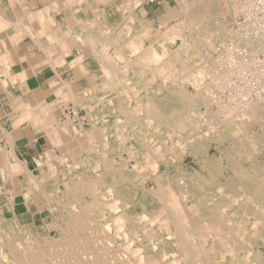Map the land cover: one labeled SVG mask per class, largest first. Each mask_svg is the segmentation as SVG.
Segmentation results:
<instances>
[{"label": "bare ground", "instance_id": "obj_1", "mask_svg": "<svg viewBox=\"0 0 264 264\" xmlns=\"http://www.w3.org/2000/svg\"><path fill=\"white\" fill-rule=\"evenodd\" d=\"M178 1L181 5L180 11H171L169 14L165 15L163 24H166L167 20L176 18L180 14L187 16V19L190 22L197 20L195 13L189 10L190 4H188L186 0ZM197 1L198 3L196 5L198 6L200 3V6L207 11L209 19H213L219 14L217 13L218 11L216 8L219 0H213L212 2L208 1V5H205L207 3L204 4V1ZM223 1V4L227 6V13L234 14L237 12L238 8H240L236 3V0ZM76 4H78V2ZM22 9L25 11L23 7ZM36 18L39 19V16ZM200 20L204 21L202 18ZM70 22L72 21L70 20ZM178 26L169 28L167 34H164L165 38L160 37L162 33L159 35L158 38L163 41V47H161V50L166 48V45H170L175 38L182 37V31L184 32V35L187 34L188 31H186V28H180ZM218 27L220 26L217 25V28H214V30H219ZM209 31L210 28L206 27L202 30L203 35H201V37L204 38L205 34ZM41 34L42 33H40V35ZM56 41L57 40L54 39V42ZM114 41L115 40H113V42ZM89 43H91V41L88 42V44ZM198 43L199 41L197 38H182L181 46L173 52L172 57H165L167 54L166 52L163 53L164 56L163 54L160 55L152 45L146 48H141L139 47L138 42L132 41L129 43V47L127 46L128 51L127 55H125V57H128L129 59H125L127 60L125 62L122 60V62H116V67L114 69H109L107 67V63L112 57L108 52L103 51L101 54L103 55V58L101 59H103L105 63L102 69L103 72H101L105 77V80L102 82L104 87L106 86L107 89H111V96L105 99L108 105L106 107H118L121 110V116L120 118L115 119V122H120L122 119H126L129 122V120L131 121V119H134L131 117L130 112L127 113L126 110H124L126 107H137L138 111H141L142 107H150L152 109L151 113L145 111V116L142 115L133 120H138L142 123V131H144V134L148 135L160 127H163L165 130L167 127H173L174 130L171 128L172 131L179 134L177 133V130L180 127H185L180 124L184 121H190L194 124L199 117H204L205 121L209 120V123L211 124H209V127H205L208 128L205 130V134L203 133L202 136H197V132L194 128L193 132L195 136L194 134L192 136L190 133L187 138L178 137V141L176 142L180 150V155H188L195 159L200 157L201 168L204 174L181 172L179 168L183 162V158L177 154V156L179 155V159L176 158V160L178 159V165L175 166L177 172L169 177L167 185H160L157 183V188H150L146 187L143 181L140 185H137L136 176H133L132 173L137 174L138 167L144 168L145 165L143 166L142 161L145 160V158H148V154H152L149 157H154L153 160L155 159V162L158 163L163 157L159 152V147L161 146L159 145L158 147V145H154L152 148H147L142 146L143 143L139 142V139H136L135 141L140 143L138 149L134 146L127 147L124 144V138L122 137L125 133H117L119 147H117L115 151L119 150L120 152H125L127 148H129L131 152H138L134 157L129 156V158L132 159L133 164L129 167L126 161L124 164L122 162L123 168L119 169L116 164H114L116 161L115 155L104 156V153L102 152L101 156H90L91 159L95 160L93 167L95 175L92 176L90 174L87 179H76L71 186H64L66 194H72V198L73 195L76 197L79 195L80 197H85L82 201L81 199H73L74 201H79L78 211L67 210L65 220L61 219L59 224L53 223L54 225L49 226V230L47 229L48 233L43 239V244L39 243L35 238L31 239L29 242H22L1 235L0 264H264V254L255 252L251 245L252 243H250L249 240L244 241L249 238V233L252 231L251 227L249 232L246 228V223L249 222L250 217L252 219V227H255V224L259 225L260 230L257 238L264 244V160L262 165L252 162L248 168H244L241 165V162L239 163L238 161L243 158V156H248L250 158V155L256 151L257 145L259 146L258 150L261 149L264 151V100H256L254 104L247 101V104H243V101H238L233 95L234 102L231 100L232 105L229 103L230 106L228 107L230 108L227 107L226 109L222 104L220 105L223 107L218 104L220 98L215 97V102L217 101V104L220 106H216L218 107L216 112L207 116L205 112H198V107H208L207 105L209 104V101H207L204 94V92H206L205 90H209L210 92V88L214 90L213 87H215L218 93V91L225 89L224 85H226L223 82L226 70L222 68L221 64L222 56L224 55L223 52L221 55L219 53V57L216 59L211 57L200 58L193 50V47H197ZM101 46L104 47L103 44ZM240 47L251 55L254 51L255 53L261 51L264 52V38H261L259 35L257 36L255 33V40L248 38L244 44L240 43ZM213 52H215V50ZM116 54H122L121 50L119 52L116 51ZM2 61L3 60L1 59L0 62ZM54 61H56V58H54ZM117 64L121 65V74H117V72H120L117 68ZM1 65L4 66V64ZM126 67L129 69L126 70ZM129 73H132L131 78L127 79L125 75H128ZM116 74L120 76H117ZM114 77L119 81V84L117 83L115 85L113 83L114 79L112 78ZM207 77L212 80V82L209 81L210 84L205 81ZM182 80L186 81L193 88L194 93L190 94L186 91V87H184ZM244 82L243 85H245ZM67 87L68 86L65 88ZM249 87L247 88L250 89ZM82 92L87 96L90 95L88 91L85 93L84 91ZM248 93L249 91H247L243 97H246ZM52 94H55V91L54 93L52 92ZM67 94V96H70V92ZM60 95L63 96V94ZM63 99L65 101L66 96ZM60 100L63 102L62 99ZM160 107L164 108L163 112H161ZM59 109L60 108H58V110ZM135 113H137V111ZM223 116L225 120H221ZM234 120L235 122L233 123H235V126L232 128V125H229L228 123H231ZM177 121L179 123L176 124ZM254 124L260 126L261 133L256 135L251 129H249ZM195 125L200 126L197 125V123H195ZM244 125L249 127L246 129V134L251 137L250 141H246L248 145L241 143L242 140L238 139L241 138V134H237L236 131V126L243 127ZM59 126L61 127L62 125ZM224 126H226V128ZM96 128L93 131L94 133L96 132ZM222 129H225L226 131L223 133ZM61 130L74 133L78 131L63 126ZM173 132L170 130L166 133L174 134ZM91 134L93 135V133ZM131 134L132 132L130 135ZM82 136L81 138H83ZM224 138H230L233 146L225 150V152L221 153L219 156L209 155L208 150L211 143L215 141L216 144L219 145V142L222 139L224 140ZM90 139L87 137V140L90 141ZM96 140L101 141V139ZM84 145L79 149L74 148L70 153L72 162L79 154V158H81L82 161L78 162L77 160L76 163L75 161L74 163L71 162L73 164L72 176L78 174V172L76 173L74 171L77 170L79 166L85 168V161L89 160L88 151L90 149L85 150L87 145ZM8 150L6 152L9 153L10 151ZM8 153L6 155H8ZM141 154L144 155L141 156ZM8 159L10 158L8 157ZM251 159H255L254 155L251 156ZM223 160L226 162V167H231L232 170H234H231L232 176L230 178H227L225 182L220 183L217 182L215 178L216 175L219 174V163L223 162ZM6 161H2L4 166H6ZM16 162H18V160ZM154 164L151 163V166ZM48 166L50 165L48 164ZM6 171H8V169H6ZM2 172H4V170H2ZM213 179H215V181ZM213 186L215 188H213ZM213 190L219 193L220 196L218 195V200L217 198L215 199L213 195L215 192L213 194L210 192ZM137 192L140 194L141 200L138 204H141L142 207L149 201H155L161 204L159 211L157 210V213L151 218V222L157 223L154 231L147 230L138 224L144 211L139 215L132 216L127 210L130 204V195L132 193L137 194ZM63 196L65 197V195ZM72 198L70 197V199ZM67 202L69 203L68 200ZM58 215L60 214L58 213ZM51 230L56 233L55 236L49 234ZM147 246L150 247V252H147Z\"/></svg>", "mask_w": 264, "mask_h": 264}, {"label": "crops", "instance_id": "obj_2", "mask_svg": "<svg viewBox=\"0 0 264 264\" xmlns=\"http://www.w3.org/2000/svg\"><path fill=\"white\" fill-rule=\"evenodd\" d=\"M69 1L0 0V60L4 61L0 62V191L16 190L14 186L19 185L20 164L26 168L27 174L34 173L35 165L47 153L50 143H68V133L61 130L62 126L58 124V121H67L63 117L66 109L70 108L79 115L83 113L88 122L90 117L87 113L95 119L96 107H104L99 103L100 97L105 96L104 91L110 97L111 89L102 83L105 80L102 74L105 63L101 59L103 51L112 57L107 63L109 69H114L116 62L129 59L125 55L132 41L138 42L141 48L152 45L161 51L163 41L158 37L165 29V12L174 6V0ZM54 39L57 41L54 42ZM120 50L122 54L117 55L116 51ZM131 74L125 77L130 79ZM112 79L116 81L115 77ZM62 83L68 87L65 88ZM54 91L55 94H52ZM68 91L70 96H67ZM82 91H88L90 97ZM60 94L66 96L65 101ZM74 126L83 129L84 124ZM4 160H7L6 166L2 163ZM4 174L8 175L4 177L6 181ZM19 194L13 206L20 202Z\"/></svg>", "mask_w": 264, "mask_h": 264}, {"label": "rangeland", "instance_id": "obj_3", "mask_svg": "<svg viewBox=\"0 0 264 264\" xmlns=\"http://www.w3.org/2000/svg\"><path fill=\"white\" fill-rule=\"evenodd\" d=\"M190 1L191 0H186V2L191 5V6L189 5V10L191 12L195 13V17L197 18V20L190 22V21H188L187 16H185L184 14H180L176 18H172L170 20H167L168 23H166V25H165L166 28L163 30L164 32L160 36L161 38H165L164 34H167V31L169 28L174 27V26H178V25H179L178 27H180V28H182V27L186 28V31H188V32H187V34L184 35V32L182 31L181 32L182 37L175 38L173 40V42H171L170 47H166L161 51L157 48H155V50L160 55H162L163 53L166 52L167 54L165 57H172L173 52L179 46H181L182 38L187 37V39H189L192 37V38H197V40L199 41V43L197 44V47L196 46H195L196 48L193 47L194 48L193 50L195 53H197L198 57H200V58L211 57L213 59H216L219 57V53L221 55V53L224 52L226 45L228 44V46H229L231 44V43L229 44L228 41L233 38L234 33H235V37L238 36L236 34V30H235V28H236L235 21L238 18V15H239V12L241 10V7H242L244 0H240V1L236 0L237 1L236 3L240 7V8H238L237 12L234 13L236 15H234L233 13H227V11H226L227 6L223 4L224 1L219 0L218 6H216L217 11H218L217 13H219V14L216 17H214L213 19H209V15H208L207 11H205L200 6V3L198 6L196 5L198 3L197 0L191 1V2L195 1L194 3H191ZM201 1H204V4H205L208 1L212 2L213 0H201ZM208 3L205 5H208ZM180 8H181V5L179 4V1L174 0V6H172V8H170L171 10L166 11L165 14H169L171 11L178 12V11H180ZM232 14L234 15V18H233ZM201 18L204 19V21H201L200 20ZM217 25L220 26V27H218L219 30H214V28H217ZM206 27L210 28V31L205 34L204 38H202L201 37V35H203L202 30H204ZM225 31H227V32H225ZM229 34H230V36H229ZM202 39H204V40H202ZM207 41H208V43H207ZM211 48L213 51L215 50V52H213L211 50ZM240 53L241 52H239V54ZM256 53H259V52H256ZM163 56H164V54H163ZM221 64L224 66V64H230V62L228 60L224 61L222 59ZM118 68L121 69V65H118ZM228 69H229V67H228ZM242 69L245 70V68H242ZM121 73H122V71L117 72V74H121ZM226 74H227V72H226ZM226 74L224 76H226ZM250 76L251 75L248 74V77H250ZM223 80H224V77H223ZM205 81H206V83L208 82V84H210V82H212V80L208 77ZM246 81L247 80H245L244 84L247 87H249L250 86L249 80L247 82ZM114 82H115V84H117V83L119 84V81H117V80ZM231 82L233 84L234 83H236V84L241 83L239 78H235V77L231 79ZM182 83H183L184 87H186L185 89L188 93H190V94L194 93L193 88L186 81L182 80ZM251 85L253 87L252 92L246 98H242V101L243 102L250 101V102H252V104H254L255 98L257 99L258 96L255 93V82H252ZM247 87H246V89H248ZM213 88H214V90L210 88V90H211L210 92H209V90H205L206 92H204L205 97L207 98V101H209V104L207 105L208 107L201 106V107L197 108L198 112H200V113L205 112L206 116L210 115L211 113L216 112L218 110V107H220V106L221 107L224 106L227 109V107L230 106V104H231L232 99L229 98V97H231V94H230V91L228 89H222V90L218 91V93H217L216 88L215 87H213ZM249 88L251 89V86ZM104 92H105V96H102L103 98L100 97V101H99V103L102 104L104 107H96L98 110L96 111V113H94V115H96L95 119L91 118V115L89 113H87L88 115H90L89 116L90 120L87 122L86 118L84 117V114L83 113L80 114V115H82V117H84L83 129H80V126H74L76 124L69 122V121H62V122L58 121V124L62 125L63 127H68L70 129L73 128V129L78 130V131H76L75 133L74 132H67L68 134H66V136H67L66 139H68V143H66V144L65 143L64 144L59 143V142H55L53 144L50 143L47 146V153L42 155V160L38 161L37 165H35L36 170L34 173L30 172L31 174H27L25 172V171H27L26 168L23 167L22 164H20V166H19V174L20 175L18 177L19 185L14 186V187H16L15 188L16 190L12 191V192L0 191V233H1L0 236L2 235L6 238L9 237L11 239L14 238L13 240H19L22 242H29L31 239L35 238L38 240L39 243L43 244V239H44L45 235L48 233L49 226L54 225V224H59V221L61 219L65 220L67 210L78 211L79 201H74L73 199L74 198L75 199H81V201H82V199L85 198L84 196L80 197V195L77 197L73 195V198H72V194H66V191L64 190V186L69 187L72 184H74L76 179L77 180L80 178L87 179V177L90 176V174L92 176L95 175V173L93 171L95 160L91 159L90 156H92V157L93 156L96 157V155L101 156L102 152L104 153V156L105 155H108V156L115 155L116 161L114 162V164H116L117 168H119V169L123 168V164L125 161L128 163L129 167L133 164V161L131 158H129V156L134 157L135 154H137L138 152H131L129 148H127V150L125 152H120L119 150L115 151V149L117 147H119V138H117V133H120V132L125 133V135H122V137L124 138V144L127 147H133L134 146L135 148L138 149L140 143H137L135 141L136 139H139L140 140L139 142L143 143L142 146L147 147V148H152L154 145H158V147H159V145L161 146V147H159V152H160V154H162L163 157H162V159L159 160L158 163L155 162V159L153 160L154 157L153 158L149 157L152 154H150V155L148 154L147 155L148 158L147 159L145 158V160L142 161L143 166L145 165L144 168L138 167V170H137L138 173L137 174L132 173L133 176L134 175L136 176V180H137L136 184L137 185H140L141 182L143 181V183H145L146 187H150V188L156 187L157 188V183L160 185H167L169 177L173 176L172 174L177 172V170L175 169V166L178 165V159H179L178 156L180 155L179 154L180 150H179V147L176 143L178 141V137L187 138V137H189L190 133L193 136V134H194L193 129L194 128H195L194 130L197 132V136H202L203 133L205 134V130L208 129L205 127H209V124H211V123H209V120L205 121L204 117H199L198 118L199 120L196 119L195 123H197V125H200V126H196L195 123L192 124L190 121H184L186 123H184V122L180 123V124H182V126H185L187 129L185 127L184 128L180 127L177 130V133H179V134H176L172 131L171 128H173V127H167L166 130L163 129V127H160L159 129H155V131L153 133H151L150 135L144 134V131H142V127H143L142 123H140L138 120L137 121H133V120L136 117H139L142 115L145 116L146 115L145 111H147L148 113H151L152 109L150 107H142V110L138 111L137 107H126L124 110H126L127 113L130 112L131 117H133L134 119H131V121L129 120V122L126 119H122L120 122H115V119L120 118L121 110L118 107H106L108 105H107L105 99L109 98V97H108L107 91H104ZM222 93H224V94H222ZM261 93H264V91L263 92L261 91ZM215 97L220 98L219 103L217 101L215 102V99H216ZM229 99H230V101H229ZM226 102H228V103H226ZM217 103L219 105L222 104L223 106L222 105L219 106ZM216 106H218V107H216ZM58 108H60V107H57V109ZM228 108H230V107H228ZM68 109H70V108H68ZM160 109H161V112H163L164 108L160 107ZM62 111H64V109ZM136 111H137V113H135ZM138 112H140V113H138ZM202 119H203V121H202ZM221 120H225L224 116L221 118ZM142 121H143V119H142ZM233 122H235V120L232 121L231 123L230 122L228 123L229 125H232V128H234L233 126H235V123H233ZM177 123H179V122L177 121L176 124ZM78 124L83 125L82 122L78 123ZM193 125H194V127H193ZM218 125H220V124H218ZM221 125H223V124H221ZM71 126H73V127H71ZM224 127L226 128V126H224ZM236 127H237L236 128L237 134H241V136H240L241 138H238V139L242 140L241 141L242 144L248 145V143H246V141H250L251 137L248 134H246V129H248L249 127L246 125H244L243 127L241 126L242 128L240 126H236ZM244 127H246V128H244ZM259 127L260 126L258 124H254L249 129H251L252 132L257 135V134L261 133V129ZM95 128H96V132L94 133L93 131ZM170 130L174 134L166 133L167 131H170ZM173 130H174V128H173ZM225 131H226L225 129H222L223 133ZM131 132H132V134L130 135ZM76 133H78V134H76ZM91 133H93V135ZM98 134H100V135H98ZM82 135H84V136H82ZM81 136L83 138H81ZM194 136H195V134H194ZM87 137H88V139L91 138L90 141L87 140ZM96 139H101V141L96 140ZM151 140H152V142H151ZM221 141L219 142L220 143L219 145H217L215 141H213L211 143L210 148L208 150L209 155L219 156L221 153L225 152V150H227L233 146V143L230 140V138H226V139L224 138V140L222 139ZM78 142H79V145H78ZM102 142L104 143V145ZM80 143H82V144H80ZM82 145H84V146L87 145L85 147V150L90 149L88 151V154H89L88 159L89 160L85 161L86 162L85 168H82L81 166H79V168L74 171L76 173L78 172V174L75 176H72V173H73V169H72L73 164L72 163H74V161L76 163L77 160H78V162H82V161H81V158H79V156H80V154H79L78 157H76L75 160L72 162V160L70 158L71 157L70 153L72 152V150L74 148L75 149L82 148ZM258 148H259V146L257 145L256 151L254 149L255 152H253V154L250 155V158L248 156L247 157L243 156V158L238 160L239 163L241 162V165L244 168H248L252 162L253 163L255 162V164L258 163L259 165H262V162L264 160V151H262L261 149H259L260 150L259 151ZM51 149H54V150H53V152L50 153L49 151ZM173 149H175V150H173ZM68 150H69V155H68ZM167 151H168V153H167ZM177 154H179V155L177 156ZM143 155L141 154V156H143ZM252 155H254V158H255L254 160L251 159ZM180 157L183 158V160H182L183 162L181 163L180 168H179V170L181 172L204 174V172L201 168L200 157H198L196 159L189 157L188 155H186V156L180 155ZM66 158H67V160H66ZM176 158H178V159L176 160ZM122 162H123V164H122ZM150 162L152 164L155 163L154 164L155 166L154 165L151 166ZM47 163L50 166H48ZM225 163H226L225 160H223V162L219 163V170H218L219 174H217L216 178H215L217 182L223 183V182H225V180L227 178H230L232 176V171L234 169L232 170L231 167H226ZM220 172H222V173H220ZM79 174H81V175H79ZM5 176H7V175L4 174L3 178ZM0 177H1V175H0ZM49 178H51V179H49ZM6 179L7 178H4L5 181H6ZM215 179H213V180L215 181ZM69 181L72 183H70ZM214 181H213V183H214ZM13 183H15V181H13ZM56 185H57V187H56ZM213 188H215V187L213 186ZM210 192L213 194L215 191L213 190ZM18 193H20L19 194L20 195V202L18 204L15 203L16 206H13L12 203L15 202L16 199L18 198V196H17ZM63 195H65V197ZM213 195H214L215 199L216 198H217V200L219 199L220 195L218 192H215ZM66 197H67V199H66ZM70 197L72 199H70ZM67 200L69 201V203L67 202ZM140 201H141L140 200V194L138 192H137V194L132 193L129 197L130 204H129L127 210L129 211V213H131L132 216L139 215L140 213H142L144 211L143 214H145V215L142 214L141 219L138 222V224L147 230H153L154 231L156 226H157V223L151 222L152 221L151 218L154 214L157 213V210L159 211L161 204L157 203L155 201H149V202H146V204L142 207L141 204H138ZM63 202L65 205L63 204ZM9 205H11V207ZM50 209H51V211H50ZM58 213L60 215H58ZM4 220H5V222H4ZM147 220L150 222H148ZM6 222H7V224H6ZM251 223H252V219L249 217V222L246 223V226H247L246 228L248 229V232L251 228H252L251 229L252 231H250L251 233H249V238L245 239L244 241L249 240V242L252 243L251 245L253 246L255 252H259L261 254H264V244L261 242L260 239L257 238L260 227L258 224H255V227L254 226L252 227ZM49 234L51 236L56 235V233H54L53 230H51L49 232ZM147 252H150L149 246H147ZM3 264H5V263H3Z\"/></svg>", "mask_w": 264, "mask_h": 264}, {"label": "built area", "instance_id": "obj_4", "mask_svg": "<svg viewBox=\"0 0 264 264\" xmlns=\"http://www.w3.org/2000/svg\"><path fill=\"white\" fill-rule=\"evenodd\" d=\"M235 23V30L238 36L235 37L234 33L233 38L228 41L231 44L229 46L228 44L226 45L222 56L224 61L228 60L230 62L227 66L226 64L222 65V68L227 72L223 80L224 84H226L224 85L225 89L230 91L232 102H234L233 95L238 101L242 102V98H246L252 92L251 83L255 82V93L258 96L255 101H263L264 93H261V91H264V52L261 51L255 54L254 51L250 55L241 49L240 43L244 44L248 38L255 40V33L257 36L264 38V0H244ZM239 52L241 53L239 54ZM242 68H245V70ZM248 74L251 76L248 77ZM234 77L239 78L241 83L233 84L231 79ZM245 80H249L251 89H246L247 86L243 85ZM247 91H249L248 95L243 97ZM242 103L247 104L246 102ZM63 117L74 124L84 122V117L71 109L65 110Z\"/></svg>", "mask_w": 264, "mask_h": 264}]
</instances>
